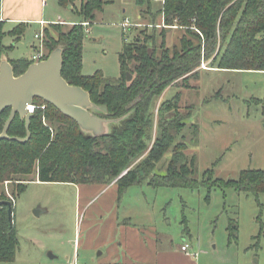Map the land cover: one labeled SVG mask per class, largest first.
Returning <instances> with one entry per match:
<instances>
[{
    "label": "rangeland",
    "instance_id": "rangeland-1",
    "mask_svg": "<svg viewBox=\"0 0 264 264\" xmlns=\"http://www.w3.org/2000/svg\"><path fill=\"white\" fill-rule=\"evenodd\" d=\"M82 1L75 0V5L80 7ZM155 1L157 11L164 3ZM45 2L38 14L42 10L48 23L81 22V15L70 5L60 0ZM142 10L135 0H114L96 12L94 21L85 26V74L101 72L109 79L119 78L120 52L125 41L151 35L155 40L152 38L150 45L159 53L181 44L184 27L162 28L161 14L153 20ZM127 19L132 25L124 27ZM152 21L161 26L146 27ZM139 22L145 25H134ZM19 23L7 22L5 30ZM25 23L22 36L7 34L3 38L1 56L32 60L35 44H39L36 34L48 25L50 32L57 35L49 24ZM69 26L71 23L65 25ZM212 60L213 57L204 59L195 69L197 74L179 79L163 92L155 119L160 103L181 92L180 112L191 113L183 120L187 124L183 133L188 144L186 152L196 156L194 176L201 179L205 171L213 169L214 180H235L244 169L264 168V71L212 68ZM191 124L198 125L196 139ZM170 157L171 150L159 167ZM159 167L157 171L163 173ZM29 179L20 193L19 184H5L15 197L13 223L19 246L13 261L0 264H106L123 261L126 255L134 260L129 253L140 252L141 243L146 245L144 241L149 242L150 249L181 248L189 243V250L197 246L234 257L249 253L252 261L259 257L264 261V193L257 198L233 186L217 185L208 197L205 185L155 187L144 181L120 194L116 180L109 185H85L41 181L35 174ZM233 221L238 224L237 238L230 234ZM186 225L190 231L184 230ZM128 257L126 262H130Z\"/></svg>",
    "mask_w": 264,
    "mask_h": 264
},
{
    "label": "trees",
    "instance_id": "trees-1",
    "mask_svg": "<svg viewBox=\"0 0 264 264\" xmlns=\"http://www.w3.org/2000/svg\"><path fill=\"white\" fill-rule=\"evenodd\" d=\"M60 1L75 8L82 20L69 27H65L69 25L66 22L49 23L57 35L50 32L48 25L44 27L47 51L44 58L63 45L65 79L90 91L96 104L105 105L107 113L101 115L110 118L129 115L113 124L109 134L93 136L53 104L36 97L34 102L39 107L31 118L30 139L25 143L0 139V201L8 198L2 189L6 181L19 184L17 193H20L31 181L32 174L41 181L85 185H109L116 180L120 194L144 181L155 187L205 185L208 197L217 185L233 186L257 198L264 193V168L244 169L238 179L228 181L214 180L213 169L205 171L201 179L194 176L196 156L186 152L188 144L183 133L187 127L183 120L191 113L180 112L181 92L160 103L158 119H155V109L163 92L179 79L186 80L197 74L195 69L204 59L213 57L212 68L264 71V0H165L157 11L155 0H135L153 20L158 14L163 16L161 23L166 26L162 28L182 26L186 33L179 46L165 48L160 53L150 45L151 35L125 41L120 52L121 76L117 79H109L101 72L91 75L83 72L84 23H92L96 12L114 0H83L80 7L75 5V0ZM158 25L152 21L146 27L156 29ZM25 28L26 23L20 22L7 31L5 21L0 19V46L7 34L20 37ZM162 34L165 37V31ZM10 61L15 75L24 73L33 62L26 58ZM128 72L133 74L131 81L127 79ZM10 112L11 108H7L0 114V133ZM189 127L196 139L198 125ZM8 133L25 137V118L17 114ZM169 150L170 159L159 167ZM10 202L14 212V200ZM229 229L231 236L237 238L236 221ZM184 230H189L187 225ZM18 246L19 237L9 216V205L0 202V261H13Z\"/></svg>",
    "mask_w": 264,
    "mask_h": 264
},
{
    "label": "water",
    "instance_id": "water-1",
    "mask_svg": "<svg viewBox=\"0 0 264 264\" xmlns=\"http://www.w3.org/2000/svg\"><path fill=\"white\" fill-rule=\"evenodd\" d=\"M64 46L56 47L47 58L32 62L28 69L15 75L13 64L6 55L0 61V114L11 108L10 115L0 133V139L8 138L27 142L31 137V118L33 113L28 106L34 103L36 97L43 98L53 104L62 113L78 122L81 129L93 136H103L111 132L113 124H118L128 115L110 118L101 115L107 113L105 105L96 104L90 91L80 85L71 84L62 74ZM133 74L128 72L127 79L131 81ZM25 118L27 135L25 137L10 136L8 131L16 115ZM9 216L13 219L11 202Z\"/></svg>",
    "mask_w": 264,
    "mask_h": 264
},
{
    "label": "crops",
    "instance_id": "crops-1",
    "mask_svg": "<svg viewBox=\"0 0 264 264\" xmlns=\"http://www.w3.org/2000/svg\"><path fill=\"white\" fill-rule=\"evenodd\" d=\"M37 1V2H36ZM1 0V9H0V19L7 22H29V21H39L49 24L47 20L43 17L42 10L38 14L39 7H43L47 4L44 0H40L41 5L38 6L39 0ZM24 2V4L22 3ZM36 2V3H35ZM36 7V8H35ZM71 8V6H70ZM140 20L142 16H139ZM65 20H60L64 22ZM69 23H74V21H69ZM190 231V229H189ZM190 233V232H189ZM123 243V242H122ZM145 244L141 245L142 250L132 251L129 255L134 258L130 259V262H126V257L122 261H113L106 264H264L262 262V257L257 258L255 261H252L249 258V253H243L237 257L225 255L222 256L220 253H212L201 249L200 247L193 246L194 250L191 251L197 252L196 254L188 253L187 251L176 246H171L164 249H155L151 247L148 241H144ZM199 248V249H198Z\"/></svg>",
    "mask_w": 264,
    "mask_h": 264
},
{
    "label": "built area",
    "instance_id": "built-area-1",
    "mask_svg": "<svg viewBox=\"0 0 264 264\" xmlns=\"http://www.w3.org/2000/svg\"><path fill=\"white\" fill-rule=\"evenodd\" d=\"M45 1V0H44ZM157 1H160V2H165V0H157ZM41 24L44 25V22H41ZM85 25H89L88 22H85L84 23ZM132 24L129 22V20L127 19L124 23H123V26L124 27H128V26H131ZM134 25H145V23H135ZM158 26H161V25H158ZM163 26H166L164 23H163ZM36 38L39 40V44H35V47H36V52L32 55V60L33 62L35 61H40L42 59H45V55H46V47H45V44H44V32L41 31L40 33L36 34ZM203 67H205V63H203ZM39 107V105H37L35 102L33 104H30L28 106L29 108V111L34 113V111L36 110V108ZM44 107V106H42ZM6 183H9V181H6ZM10 197L12 200H15L14 196L8 191ZM189 243H185L182 245V249L187 251L188 253H191V254H196L197 252H193L191 250H189Z\"/></svg>",
    "mask_w": 264,
    "mask_h": 264
},
{
    "label": "flooded vegetation",
    "instance_id": "flooded-vegetation-1",
    "mask_svg": "<svg viewBox=\"0 0 264 264\" xmlns=\"http://www.w3.org/2000/svg\"><path fill=\"white\" fill-rule=\"evenodd\" d=\"M5 184L7 185L8 183L5 182L3 185H5ZM6 185H5V186H6ZM2 189H3V191L5 192V194L8 196V198H6V199H4V200H1L0 202H4V203H7V204H8V202H10V199H11V197H10V195H9V193H8V191H9V190H8V186H6V188L3 187Z\"/></svg>",
    "mask_w": 264,
    "mask_h": 264
}]
</instances>
